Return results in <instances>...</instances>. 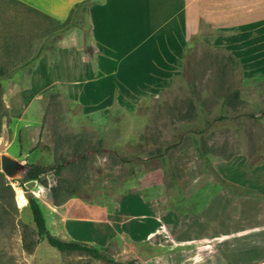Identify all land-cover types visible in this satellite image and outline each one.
I'll return each instance as SVG.
<instances>
[{"label": "rangeland", "instance_id": "1", "mask_svg": "<svg viewBox=\"0 0 264 264\" xmlns=\"http://www.w3.org/2000/svg\"><path fill=\"white\" fill-rule=\"evenodd\" d=\"M88 9L59 22L0 0V156L64 164L33 189L52 235L66 240L51 216L97 212L126 217V242L116 234L118 245L101 250L105 260L47 241L28 254L24 239H37L32 211L0 163V264L264 261V39L228 44L210 30L191 42L176 74L111 77L109 93L94 99L48 68L59 51H90L63 38L88 25ZM57 184L75 193L62 206L53 205Z\"/></svg>", "mask_w": 264, "mask_h": 264}, {"label": "crops", "instance_id": "2", "mask_svg": "<svg viewBox=\"0 0 264 264\" xmlns=\"http://www.w3.org/2000/svg\"><path fill=\"white\" fill-rule=\"evenodd\" d=\"M24 1L59 22L67 21L88 4V25L76 28L72 35L64 33L63 38L78 37L90 51H59L55 65L48 68L56 69L64 86L86 85L85 92L94 99L97 94L109 93L111 77H148L158 82L176 74L191 42L210 30L228 44L264 39V0ZM25 156L21 153L18 158L25 163ZM99 215L51 216V223L66 241L87 243L101 250L118 245L116 234L121 237L120 243L126 242V217ZM40 264L76 263L56 260Z\"/></svg>", "mask_w": 264, "mask_h": 264}, {"label": "trees", "instance_id": "3", "mask_svg": "<svg viewBox=\"0 0 264 264\" xmlns=\"http://www.w3.org/2000/svg\"><path fill=\"white\" fill-rule=\"evenodd\" d=\"M19 3L25 4L18 0H14ZM26 5V4H25ZM0 75H3L2 72ZM239 93L234 94V98L238 99ZM65 168L63 163L53 164L50 166H41L36 164L30 165V170L28 171L27 177L24 181H15L18 182L21 188H24V183L26 181L35 180L38 181L40 177L48 172H54L55 175L60 176L62 170ZM60 184H57L51 189L53 205L62 206L68 200H70L75 193L72 188L62 191ZM28 205L32 211L33 222L37 230V239L36 240H26L24 239V249L28 254L34 253L41 241H47L52 247L56 248L61 253H85L96 260L108 259L105 254L101 252V249L94 247L90 244L78 242V241H66L55 235H52L48 230L46 218L44 215V210L37 200V198H31L28 201Z\"/></svg>", "mask_w": 264, "mask_h": 264}, {"label": "water", "instance_id": "4", "mask_svg": "<svg viewBox=\"0 0 264 264\" xmlns=\"http://www.w3.org/2000/svg\"><path fill=\"white\" fill-rule=\"evenodd\" d=\"M1 170L2 172L10 179L16 181H23L26 179L28 171L30 170V165L23 163L20 159L12 156L8 152H4L0 156ZM36 186V181H26L24 183V192L25 197L29 201L31 198H34L35 192L33 189Z\"/></svg>", "mask_w": 264, "mask_h": 264}, {"label": "bare ground", "instance_id": "5", "mask_svg": "<svg viewBox=\"0 0 264 264\" xmlns=\"http://www.w3.org/2000/svg\"><path fill=\"white\" fill-rule=\"evenodd\" d=\"M17 196L22 204V208L24 209L25 207L28 206V201L26 200V198L24 197V191L21 188H17Z\"/></svg>", "mask_w": 264, "mask_h": 264}]
</instances>
